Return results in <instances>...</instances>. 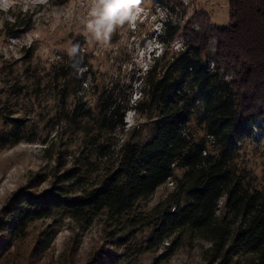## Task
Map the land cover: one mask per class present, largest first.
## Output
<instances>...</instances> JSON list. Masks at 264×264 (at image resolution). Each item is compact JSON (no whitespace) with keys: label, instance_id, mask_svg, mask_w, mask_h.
Instances as JSON below:
<instances>
[{"label":"trees","instance_id":"obj_1","mask_svg":"<svg viewBox=\"0 0 264 264\" xmlns=\"http://www.w3.org/2000/svg\"><path fill=\"white\" fill-rule=\"evenodd\" d=\"M229 9L227 25L185 27V48L170 58L166 49L181 26L165 20L158 36L165 51L140 76L136 100L132 85L129 91L97 87L96 108L87 105L83 92L90 71H81L80 51L47 75L32 67L31 47L21 66V60L3 63L0 149L34 140L26 131L46 90L55 96L58 124L81 135L71 153L64 142L46 144L45 156L54 165L31 174L11 195L4 231L25 235L31 222L57 216L87 228L103 215L113 245L125 255L162 251L153 264L170 258L186 237L204 243L206 264H264V184L237 163L243 140L264 138V0H229ZM131 111L153 119L149 140L116 137L126 132ZM194 124L204 134L197 135ZM169 181L172 189L146 209ZM44 184L49 186L42 189ZM146 228L148 236L132 245ZM54 236L50 231L41 237L39 249H48Z\"/></svg>","mask_w":264,"mask_h":264},{"label":"rangeland","instance_id":"obj_2","mask_svg":"<svg viewBox=\"0 0 264 264\" xmlns=\"http://www.w3.org/2000/svg\"><path fill=\"white\" fill-rule=\"evenodd\" d=\"M92 7L93 0H0V68L3 63L11 64L15 60H21L18 63L21 66L24 53L31 47L35 51L32 67L44 75L53 74L56 66L80 51L84 56L81 71H90L83 92L87 105L96 108L97 87L132 85V97L136 100L140 76L151 67L154 58L165 51V45L158 38L165 20L181 26V31L166 49L167 58H170L185 48L190 37L185 33L190 24L198 30L202 25H227L230 19L229 0H141L140 7L144 12L135 27H130L127 22L117 26L111 39L104 44L96 41L86 27ZM216 46L214 37L210 42L212 54ZM54 97L46 90L40 98L41 106L36 114H32L26 134L34 140L25 139L10 148L0 149V264H93L95 258L101 260L97 264H153L162 251L125 255L124 248L113 245L114 237L103 215L87 228L69 217L57 216L31 222L25 235L4 231L3 211L11 195L28 182L31 174L46 172L54 165L45 156L46 144L64 142L71 153L80 142L81 135L73 136L66 125L58 124L54 117ZM16 115L21 117L23 113ZM125 121L126 134H116L121 142H145L152 137L153 119L131 111ZM4 128L0 118V130ZM194 129L197 135L204 134L196 124ZM237 163L260 185L264 184V138L243 140ZM48 186L44 184L41 188ZM172 187L173 183L169 181L158 188L146 209L158 203ZM224 201L223 198L221 206ZM50 231L55 234L54 240L48 249L41 251L38 241ZM149 232V228L142 230L137 238L131 239L132 245L144 240ZM203 244L198 239L186 237L178 250L162 264H206L202 258ZM110 254L113 261L108 259Z\"/></svg>","mask_w":264,"mask_h":264},{"label":"clouds","instance_id":"obj_3","mask_svg":"<svg viewBox=\"0 0 264 264\" xmlns=\"http://www.w3.org/2000/svg\"><path fill=\"white\" fill-rule=\"evenodd\" d=\"M140 4L141 0H93L86 27L96 41L106 44L117 26L127 22L135 27L144 12Z\"/></svg>","mask_w":264,"mask_h":264},{"label":"built area","instance_id":"obj_4","mask_svg":"<svg viewBox=\"0 0 264 264\" xmlns=\"http://www.w3.org/2000/svg\"><path fill=\"white\" fill-rule=\"evenodd\" d=\"M211 67H214V62L211 63Z\"/></svg>","mask_w":264,"mask_h":264}]
</instances>
